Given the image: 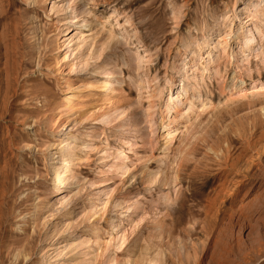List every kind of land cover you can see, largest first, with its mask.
Segmentation results:
<instances>
[{
	"label": "rangeland",
	"instance_id": "rangeland-1",
	"mask_svg": "<svg viewBox=\"0 0 264 264\" xmlns=\"http://www.w3.org/2000/svg\"><path fill=\"white\" fill-rule=\"evenodd\" d=\"M0 264H264V0H0Z\"/></svg>",
	"mask_w": 264,
	"mask_h": 264
},
{
	"label": "bare ground",
	"instance_id": "bare-ground-1",
	"mask_svg": "<svg viewBox=\"0 0 264 264\" xmlns=\"http://www.w3.org/2000/svg\"><path fill=\"white\" fill-rule=\"evenodd\" d=\"M67 28V30H68V28H69V26H67L66 27ZM71 30H69V31H67V33H65V34H68L69 32H70ZM110 77H111V70H110V67H109V65H108V63H105V66H104V68H103V76L102 77H100V79H99V84H98V89L99 90H102L103 88H105V87H107L109 84H110ZM85 85V84H84ZM173 88H174V82H172V81H170L169 83H168V86L165 88L167 91H165V93H166V98H165V100L163 101V106H164V108H165V113L166 114H169V112H172L174 109V107L172 106V105H170L169 104V102H170V100L171 99H169V93H172V90H173ZM72 89V88H71ZM71 89H66L67 91H65V94L62 96V100H64L65 102L64 103H70V98H72L73 96H72V94H71ZM76 90H77V88H76ZM79 90H81V89H79ZM162 90H160L159 92H161ZM61 100V101H62ZM172 117V116H171ZM171 117H170V119H169V117H168V123L165 125V126H167L166 127V134L168 135L169 133H170V123L172 122V119H171ZM63 126V124L62 123H60V128ZM74 134H72L71 132L70 133H68V137L66 138V140H63L62 142H60L61 144L60 145H58V149H59V156H61V160L59 161V163H57L56 164V166L53 168V176H52V183L56 186V185H59L60 184V182L62 181V179L64 178V176H65V172H66V170H67V168H68V165L71 163V161H72V159L74 158L73 156V152H74V148H75V143H74ZM96 140H98L97 139V136L95 137L94 135H89L88 134V136H87V139H86V141H85V143L82 145L83 146V149L84 150H87V152H85V156H87L88 155V151H89V149H90V144L92 143V142H95ZM92 145V144H91ZM219 147V146H218ZM210 149V148H209ZM218 149H220V148H218ZM217 149V150H218ZM216 150V149H215ZM212 151V150H211ZM213 151H214V148H213ZM212 151V152H213ZM222 150H220L219 152H221ZM49 153V157H51V156H53L54 155V153L53 152H51V151H49L48 152ZM222 154V153H221ZM58 156V155H57ZM84 156V157H85ZM228 156V155H227ZM183 158V157H182ZM179 159V158H178ZM181 160H184V158L183 159H181ZM180 160H178V162H179ZM183 161H180V164L182 163ZM226 162V161H225ZM251 162V161H250ZM177 164V163H176ZM183 165H184V163H183ZM227 165V164H226ZM228 165H230V166H232V165H235V162H228ZM179 165H177V167H178ZM182 166V165H181ZM250 166H251V164L249 163V165H247V167L244 169V171H243V175H244V177L245 176H248V172H249V169H250ZM183 167V166H182ZM242 169V168H241ZM227 170V169H226ZM227 172V171H226ZM240 172H241V170H240ZM237 174V173H236ZM239 177H241V176H239ZM242 178V177H241ZM240 179V178H239ZM238 179V180H239ZM236 180V179H235ZM233 182V181H232ZM237 182V181H236ZM236 182H234V183H236ZM224 183V182H223ZM222 186V185H221ZM223 186H224V184H223ZM237 186V185H236ZM228 187V186H227Z\"/></svg>",
	"mask_w": 264,
	"mask_h": 264
}]
</instances>
